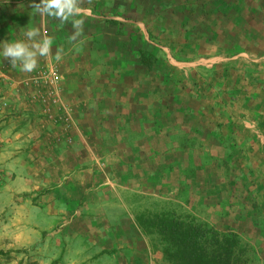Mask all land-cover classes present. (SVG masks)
<instances>
[{"label": "crops", "instance_id": "0c3cea01", "mask_svg": "<svg viewBox=\"0 0 264 264\" xmlns=\"http://www.w3.org/2000/svg\"><path fill=\"white\" fill-rule=\"evenodd\" d=\"M75 7L65 20L45 0H0V53L7 42L52 38L37 67L59 70L76 124L66 132L49 122L23 84L28 72L0 54V173L14 201L55 207L59 234L103 239L105 251L121 248L119 236L129 250L144 237L123 194L221 218L227 205L211 193L235 192L242 180L264 195V0ZM30 28L39 34L29 40ZM140 49L158 58L151 71ZM184 192L202 197L189 206ZM111 209L120 214L109 219Z\"/></svg>", "mask_w": 264, "mask_h": 264}, {"label": "rangeland", "instance_id": "374dc122", "mask_svg": "<svg viewBox=\"0 0 264 264\" xmlns=\"http://www.w3.org/2000/svg\"><path fill=\"white\" fill-rule=\"evenodd\" d=\"M0 142H3L2 137ZM121 196L129 205H133L130 209L134 215L149 216L174 211L183 216L191 215L220 232L229 230L216 212L215 217L201 212L200 209L180 206L176 202L165 203L164 200H147L145 197L134 201L130 199L131 196L125 194ZM56 211L58 210L55 207L39 211L35 207L20 205L14 201L11 193L7 192V175L0 173V264H166L162 254L163 245L155 234L143 232L144 237L140 238L135 250H129L130 241L125 240L126 236L123 235L124 239L119 236L115 243L121 245L120 249L103 251L101 250L103 247L97 246L104 241L103 239L95 241L84 238L82 234L74 236L72 230L71 232L64 230L59 234ZM114 214H120V211L111 209L109 219H112ZM62 216L60 221L63 220ZM241 237L252 247L259 248L258 245L261 243L259 240ZM109 240L108 248L114 242L110 240L109 243ZM134 244H137L136 241ZM123 246L125 248L122 249Z\"/></svg>", "mask_w": 264, "mask_h": 264}, {"label": "trees", "instance_id": "16d2710c", "mask_svg": "<svg viewBox=\"0 0 264 264\" xmlns=\"http://www.w3.org/2000/svg\"><path fill=\"white\" fill-rule=\"evenodd\" d=\"M139 55L141 64L150 71L158 65V58L151 51L140 49ZM236 187L235 192H228L225 187L219 193H209L227 205L221 218L229 228L226 232L174 211L140 215L139 228L160 238L166 264H261L264 262V195L253 188L245 190L242 180ZM184 195L189 206L193 198L202 197L198 192H184ZM241 236L259 240V248L252 247Z\"/></svg>", "mask_w": 264, "mask_h": 264}, {"label": "built area", "instance_id": "2783aa9c", "mask_svg": "<svg viewBox=\"0 0 264 264\" xmlns=\"http://www.w3.org/2000/svg\"><path fill=\"white\" fill-rule=\"evenodd\" d=\"M23 84L29 90H34L30 100L42 107L49 122L57 123L66 132L76 129L73 111L62 99V77L57 68L52 65L37 67L28 72ZM3 107H6V103H3Z\"/></svg>", "mask_w": 264, "mask_h": 264}, {"label": "clouds", "instance_id": "9594fccd", "mask_svg": "<svg viewBox=\"0 0 264 264\" xmlns=\"http://www.w3.org/2000/svg\"><path fill=\"white\" fill-rule=\"evenodd\" d=\"M47 9L56 8L58 11L55 13L57 16H64L65 20L68 18L65 16V11L67 10L68 15H72L75 11L77 14L81 12V9L75 7L76 0H45ZM35 11H39V6H35ZM82 23L81 21H74V26ZM82 31V30H81ZM39 34L38 29H29L25 35L30 40L34 36ZM80 34V33H78ZM52 38L46 37L42 44L33 43L29 45L28 43L17 41V42H7L4 48L3 57L10 61L12 67H17L19 64L20 71L22 72H32L37 67V56L49 58L51 56ZM62 50L58 49L56 60L62 59Z\"/></svg>", "mask_w": 264, "mask_h": 264}]
</instances>
